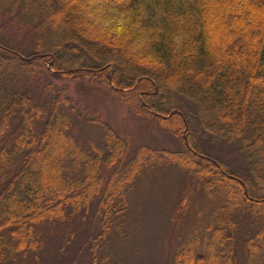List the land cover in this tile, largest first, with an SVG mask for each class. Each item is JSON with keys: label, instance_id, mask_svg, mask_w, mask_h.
Listing matches in <instances>:
<instances>
[{"label": "trees", "instance_id": "16d2710c", "mask_svg": "<svg viewBox=\"0 0 264 264\" xmlns=\"http://www.w3.org/2000/svg\"><path fill=\"white\" fill-rule=\"evenodd\" d=\"M45 74L111 86L181 135L186 153L140 146L129 155L130 141L97 118L87 122L101 125L102 143L80 145L70 130L82 112L66 86L47 81L34 96ZM198 129L233 145L242 167L206 154ZM168 164L195 176L213 203L172 264H264V0H0V264L38 262L44 235L88 216L98 196L101 230L86 264H116L99 250L126 234L128 192ZM245 218L256 229L238 242Z\"/></svg>", "mask_w": 264, "mask_h": 264}, {"label": "rangeland", "instance_id": "374dc122", "mask_svg": "<svg viewBox=\"0 0 264 264\" xmlns=\"http://www.w3.org/2000/svg\"><path fill=\"white\" fill-rule=\"evenodd\" d=\"M8 31L21 49L30 44L23 31L15 27ZM39 77L40 80L32 82L35 97L40 96L39 88L47 81L54 87L66 86L68 95L82 112V118L75 117L70 130L82 146L90 140L102 143L104 131L101 125L87 122L88 118H97L130 141L129 155L140 146L178 152L187 150L181 135H176L157 117L133 110L111 86L65 76L45 74ZM29 89L33 91L31 84ZM191 118L196 124L193 114ZM198 133L206 154L227 161L233 169L242 167V157L233 145L225 147L221 143L206 141V136L199 129ZM155 169L136 180L128 192V210L126 217L122 218L126 234L112 236L99 250L103 254L113 252L116 264H172L176 249L189 229L194 224L198 228V224H205L212 217L213 203L209 193L204 192L201 186L195 189V176L186 178V170L177 164ZM112 171L107 168L103 173L108 175ZM184 195L186 205L180 211L176 205ZM100 199L101 196L94 199L88 216L83 218L80 215L69 229L68 225L66 229H61V224L57 223V232L44 235L45 248L39 256L40 260L34 264H86L92 255L87 244L101 230L100 215L97 213ZM239 224L238 242H243L256 228H251L246 218L243 221L240 219Z\"/></svg>", "mask_w": 264, "mask_h": 264}]
</instances>
